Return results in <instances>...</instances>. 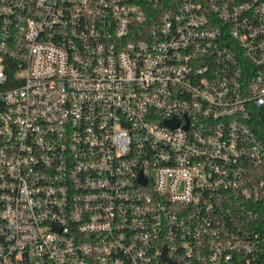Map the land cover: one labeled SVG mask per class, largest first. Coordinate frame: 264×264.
I'll list each match as a JSON object with an SVG mask.
<instances>
[{
    "label": "built area",
    "instance_id": "2783aa9c",
    "mask_svg": "<svg viewBox=\"0 0 264 264\" xmlns=\"http://www.w3.org/2000/svg\"><path fill=\"white\" fill-rule=\"evenodd\" d=\"M0 264H264V0H0Z\"/></svg>",
    "mask_w": 264,
    "mask_h": 264
}]
</instances>
